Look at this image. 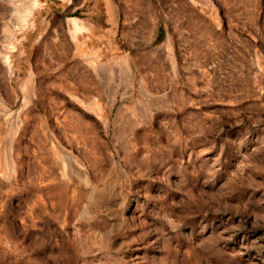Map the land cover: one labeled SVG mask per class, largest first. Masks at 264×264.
I'll use <instances>...</instances> for the list:
<instances>
[{"label":"rangeland","instance_id":"1","mask_svg":"<svg viewBox=\"0 0 264 264\" xmlns=\"http://www.w3.org/2000/svg\"><path fill=\"white\" fill-rule=\"evenodd\" d=\"M0 264H264V0H0Z\"/></svg>","mask_w":264,"mask_h":264},{"label":"crops","instance_id":"2","mask_svg":"<svg viewBox=\"0 0 264 264\" xmlns=\"http://www.w3.org/2000/svg\"><path fill=\"white\" fill-rule=\"evenodd\" d=\"M110 2V1H109Z\"/></svg>","mask_w":264,"mask_h":264}]
</instances>
